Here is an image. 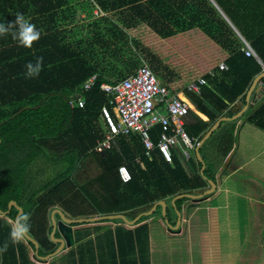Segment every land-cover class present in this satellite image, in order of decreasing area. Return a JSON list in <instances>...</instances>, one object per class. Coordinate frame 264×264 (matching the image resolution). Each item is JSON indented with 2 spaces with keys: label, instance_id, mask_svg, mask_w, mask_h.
I'll use <instances>...</instances> for the list:
<instances>
[{
  "label": "trees",
  "instance_id": "trees-1",
  "mask_svg": "<svg viewBox=\"0 0 264 264\" xmlns=\"http://www.w3.org/2000/svg\"><path fill=\"white\" fill-rule=\"evenodd\" d=\"M212 2L214 5L209 0H0V23L11 22L21 13L41 31L31 49L19 46L10 34L0 37V209L8 211L11 201L24 209L21 217H29L28 234L39 244L40 256L57 248L49 239L48 226V209L56 204L72 217L123 213L132 219L158 201L170 203L177 195H198L208 188L206 180L213 179L233 148L239 119L221 122L199 148L202 157L207 149L214 153L212 161H204L205 179L194 150L186 163L175 150L171 163H166L156 149L146 157L137 135L120 136L103 155L93 150L100 140L97 121L101 108L109 106L100 86L121 81L108 79L106 74L120 68L132 72L141 60L160 84L173 91L185 90L188 81L205 75L207 83L199 94L185 91L207 119L190 109L184 128L193 144L216 120L240 111L253 80L264 71V0ZM95 10L110 17L90 24ZM221 13L260 62L244 55L240 37ZM36 57H43V69L38 77L28 79L25 65ZM223 62L227 69L222 71L219 64ZM208 70L214 76L206 75ZM94 74H98L95 85L83 93L85 106L71 107V96ZM260 83L264 85V77ZM245 122L264 132V102ZM160 130L156 126L151 131L154 144ZM47 155L57 157L65 169L52 182L37 185L31 168ZM86 158L94 160L99 173L77 185L71 175ZM121 166L131 174L127 183L121 181ZM187 200H177L176 208L180 210ZM17 214L13 207L7 218H0V247L9 245L0 254V264H34L23 242L10 241V221ZM160 214L161 207H157L138 223ZM114 222L121 223L120 219ZM141 229L145 226L124 234L134 240ZM67 255L72 257V252Z\"/></svg>",
  "mask_w": 264,
  "mask_h": 264
},
{
  "label": "crops",
  "instance_id": "crops-1",
  "mask_svg": "<svg viewBox=\"0 0 264 264\" xmlns=\"http://www.w3.org/2000/svg\"><path fill=\"white\" fill-rule=\"evenodd\" d=\"M221 14L231 24L229 19ZM102 17L108 18L110 15L95 10L93 19L88 22L90 24L97 22ZM231 26L234 28V25ZM234 31L242 42L244 38L235 28ZM142 61L144 60H141V64ZM138 67L132 72L120 68L106 74V78L124 80L134 74ZM94 75L98 78V74ZM257 85H260L258 89L248 93L249 88L246 92L245 104L240 108L238 112L240 116L237 118L239 120L235 124L233 148L214 171L211 180L214 183V191L205 199L199 202L188 199L181 205L180 210L171 202L168 204L164 200L165 215L161 211L160 215L149 216L138 223L140 217L133 226L125 225L121 219V223L114 222L116 219L113 221L103 219L91 224L74 225L73 248L60 253L46 263H39L32 257L34 249L26 247L30 262L34 264H264V132L245 122L264 102V85L260 82ZM83 93L80 89L73 95L83 96ZM197 115L207 121L201 113L198 112ZM97 129L99 142L106 134L102 118L97 121ZM192 150L198 161L195 147ZM201 158L205 169V163L214 159V153L211 149H207L205 156ZM190 171L192 172V168ZM176 210L180 211V217L177 216ZM249 216H252V222L245 221ZM249 223L250 226L246 229L245 225ZM141 226H145V230L137 231V238L134 240L124 234V231L134 232ZM22 242L28 246L25 240ZM70 251L72 257L67 255ZM65 257L70 258V261L60 260Z\"/></svg>",
  "mask_w": 264,
  "mask_h": 264
},
{
  "label": "built area",
  "instance_id": "built-area-1",
  "mask_svg": "<svg viewBox=\"0 0 264 264\" xmlns=\"http://www.w3.org/2000/svg\"><path fill=\"white\" fill-rule=\"evenodd\" d=\"M241 51L246 57H252L260 62L256 53L248 42L242 39ZM225 63L219 64L220 70H226ZM214 76L212 70L206 73ZM97 76L89 77L82 85L81 92H87L95 85ZM207 83L205 75L189 81L185 90L173 91L158 82L155 74L145 61L138 70L126 79L113 84L102 83L100 89L109 97V106L101 108V118L106 134L98 142L93 152L103 155L113 148L120 136L137 135L145 149L146 157L156 149L166 163H171L173 151L180 152L187 161L189 151L195 144L185 132V123L190 113L191 102L185 91L199 94L201 86ZM71 107L83 108L85 100L81 94L72 95L69 99ZM160 127L157 144L151 139V131ZM119 175L123 183L131 180V174L126 166L119 168Z\"/></svg>",
  "mask_w": 264,
  "mask_h": 264
},
{
  "label": "water",
  "instance_id": "water-1",
  "mask_svg": "<svg viewBox=\"0 0 264 264\" xmlns=\"http://www.w3.org/2000/svg\"><path fill=\"white\" fill-rule=\"evenodd\" d=\"M213 5L214 3L212 0H209ZM264 77V71L258 75L252 82V85L248 91V93L253 89H258L260 85H257L260 80ZM257 85V86H256ZM256 86V87H255ZM255 87V88H254ZM240 116V113L233 116L232 118H220L219 120H216L214 124L211 126V128L205 133V135L202 137V139L196 144L195 146V153L198 161L202 164L201 167V176L203 177V170L204 165L202 158L199 153V148L203 145V143L210 137L212 134V131L218 127L220 122L222 121H228V120H235ZM2 142L0 140V146ZM203 179H205L203 177ZM208 184V188L202 191L199 195H193V194H180L175 196L171 203L174 207H176L175 202L179 199H189L191 201H201L202 199H205L208 195H210L214 191V183L211 180H206ZM16 208L18 211V214L16 215L15 221L20 219L22 214L24 213V209L18 205L16 201H11L8 205V211H3L0 209V218H6L9 214L10 210L12 208ZM157 207H161L162 214L165 215V209H166V203L164 200L158 201L155 204L152 205V207L145 212H139L133 219H128L126 215L123 213H114V214H102V215H95L90 217H70L68 213H66L60 206H57L53 208L50 212V222H51V232L49 234L50 240L54 244H58L57 248L50 254L46 256H40L38 255V249L39 245L38 243L29 235L27 234L26 238L24 239L26 243H30L34 246V253L32 255L33 259L36 260L39 263H46L50 259L56 257L60 253H63L64 251L70 250L74 246V227L73 225H80V224H91L99 221H103V219H121V221L127 225V226H133L138 222V219L142 216L152 215ZM55 214L58 215V219H56ZM176 214L178 217L181 216L180 211L176 210ZM57 233L58 237H55V234Z\"/></svg>",
  "mask_w": 264,
  "mask_h": 264
},
{
  "label": "clouds",
  "instance_id": "clouds-1",
  "mask_svg": "<svg viewBox=\"0 0 264 264\" xmlns=\"http://www.w3.org/2000/svg\"><path fill=\"white\" fill-rule=\"evenodd\" d=\"M11 35L19 46L31 49L33 45L41 38V31L30 19H26L21 13H17L13 21L0 23V37ZM25 77L28 79L38 77L43 69V57H36L34 62H28L26 65ZM30 229L29 217L27 215L13 222L10 231V241L13 244L22 242ZM8 243L0 247V254L8 250Z\"/></svg>",
  "mask_w": 264,
  "mask_h": 264
},
{
  "label": "rangeland",
  "instance_id": "rangeland-1",
  "mask_svg": "<svg viewBox=\"0 0 264 264\" xmlns=\"http://www.w3.org/2000/svg\"><path fill=\"white\" fill-rule=\"evenodd\" d=\"M82 1H85V0H82ZM185 95H186V93H185ZM191 106H192L191 111H193L195 114H197L198 111H197L196 107H194L193 104ZM178 153L180 155L181 161L186 163L185 159L181 156L179 151H178ZM57 160H58L57 157L47 155L45 159H43V160L39 159V160H37V162L34 163V165L31 168V174L35 179H37V185L40 183H42V186L45 184H48V183L52 182V180L56 179L57 175L63 173L65 166L63 165V163L57 162ZM98 173H99V168L97 167L94 160L92 158H86L85 160H83L81 163L78 164L77 169L71 175V179L77 185H81L83 183L84 184L88 183L95 176H97ZM53 207H57V206L55 205V206H52V208ZM50 209H51V207L48 210H50ZM251 218H252V216L251 217L249 216L245 219V221L252 222ZM11 223L13 224V222H11ZM249 226H250V223L245 225L246 229H248ZM253 243H255V242H253ZM26 247L28 249L29 246L26 245ZM60 260L62 262H69L70 258L65 257V258H61Z\"/></svg>",
  "mask_w": 264,
  "mask_h": 264
},
{
  "label": "flooded vegetation",
  "instance_id": "flooded-vegetation-1",
  "mask_svg": "<svg viewBox=\"0 0 264 264\" xmlns=\"http://www.w3.org/2000/svg\"><path fill=\"white\" fill-rule=\"evenodd\" d=\"M56 206H59L58 204H56ZM53 208H55V207H53ZM53 208H51V209H53ZM67 213V212H66ZM23 215V214H22ZM50 216V215H49ZM58 215L57 214H55V217H56V219H58L59 217H57ZM69 216L70 217H72L70 214H69ZM7 218V217H6ZM74 218V217H73ZM11 222H15V221H11ZM48 226H49V228L51 229V222H50V218L48 219ZM74 226V225H73ZM51 232V231H50ZM58 235H57V233L55 234V237H57ZM57 246H58V244H56Z\"/></svg>",
  "mask_w": 264,
  "mask_h": 264
}]
</instances>
